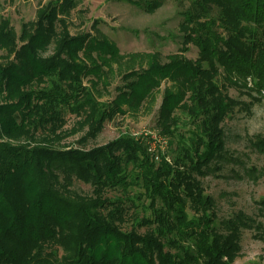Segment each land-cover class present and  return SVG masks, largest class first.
<instances>
[{"label": "trees", "instance_id": "obj_1", "mask_svg": "<svg viewBox=\"0 0 264 264\" xmlns=\"http://www.w3.org/2000/svg\"><path fill=\"white\" fill-rule=\"evenodd\" d=\"M124 1L153 13L167 0ZM174 1L183 46L165 60L71 35L75 0H49L20 33L0 19V264H233L245 228L264 241L243 211L220 219L201 180L226 158L223 125L240 105L227 87L264 91V0ZM114 70L122 84L101 101ZM163 83L156 127L174 144L171 162L128 133L62 145L138 114ZM254 146L264 154V137Z\"/></svg>", "mask_w": 264, "mask_h": 264}, {"label": "rangeland", "instance_id": "obj_2", "mask_svg": "<svg viewBox=\"0 0 264 264\" xmlns=\"http://www.w3.org/2000/svg\"><path fill=\"white\" fill-rule=\"evenodd\" d=\"M48 1L0 0V19L7 18L20 33L23 23L36 20L38 9ZM75 1L77 7L69 19L71 35L76 36L83 32L100 38L104 35L115 43L122 54L159 52L164 60L183 46L180 23L184 5L181 6L178 1L167 0L153 13L124 0ZM185 55L196 59L197 47L190 44ZM109 81L110 85L103 90L101 101L112 100L117 94L116 87L122 84L119 70H114ZM250 87L251 85H248V88ZM164 88L165 83L155 92V101L138 114L118 116L106 122L98 137L89 140L86 145L78 143L85 132L65 139L62 145L90 149L128 133L138 140H143L148 146V141L160 134L156 127V118ZM248 88L227 87L228 95L238 100L240 105L223 125L226 158L220 163L219 169L211 170L201 180L206 192L216 201L220 219L243 211L264 225V207L260 203L264 199V154L254 146L258 139L264 137V91L260 93ZM75 121L74 116L68 115L66 127H72ZM172 148L174 144H169L168 154ZM168 158L171 162L170 155ZM74 187L83 193L91 192V187L83 183L78 182ZM255 234L254 228L243 230L241 251L233 264H264V241L256 238Z\"/></svg>", "mask_w": 264, "mask_h": 264}, {"label": "built area", "instance_id": "obj_3", "mask_svg": "<svg viewBox=\"0 0 264 264\" xmlns=\"http://www.w3.org/2000/svg\"><path fill=\"white\" fill-rule=\"evenodd\" d=\"M168 141L169 140L167 137L162 136L159 133L157 136H154L152 140L148 141L149 151L155 157L157 161L161 160L162 155L166 156L167 160L169 159L168 150H167L169 146Z\"/></svg>", "mask_w": 264, "mask_h": 264}]
</instances>
